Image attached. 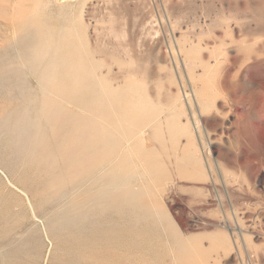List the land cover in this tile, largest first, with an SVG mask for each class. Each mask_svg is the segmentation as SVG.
Returning a JSON list of instances; mask_svg holds the SVG:
<instances>
[{
  "label": "rangeland",
  "instance_id": "rangeland-1",
  "mask_svg": "<svg viewBox=\"0 0 264 264\" xmlns=\"http://www.w3.org/2000/svg\"><path fill=\"white\" fill-rule=\"evenodd\" d=\"M0 264H264V0H0Z\"/></svg>",
  "mask_w": 264,
  "mask_h": 264
},
{
  "label": "bare ground",
  "instance_id": "bare-ground-1",
  "mask_svg": "<svg viewBox=\"0 0 264 264\" xmlns=\"http://www.w3.org/2000/svg\"><path fill=\"white\" fill-rule=\"evenodd\" d=\"M31 51H32V50H31ZM60 107H61V109H62L63 106H60ZM58 109L60 110V108H58ZM62 112H63V110H62ZM71 116H72V115H71ZM69 117H70V116H69ZM73 118H74V116H73ZM65 120H66V119H64V121H65ZM71 121H72V120H71ZM65 122H66V121H65ZM65 122H64V124L67 125V122H66V123H65ZM58 123H59V122H58ZM68 123H69V122H68ZM59 124H60V123H59ZM61 125H63V124H61ZM59 126H60V125H59ZM62 129H64V128L62 127ZM61 131H62V130H61ZM69 141H70V140H69ZM80 143H81V142H80ZM83 145H84V144H83ZM77 146L79 147V144H78ZM82 147L85 148V146H82ZM86 147H87V145H86ZM80 148H81V147H80ZM76 149H77V147H76L75 149L73 148L72 151L75 152ZM81 149H82V148H81ZM93 149H94V148H93ZM79 150H80V149H79ZM85 150H86V148H85ZM64 151H65V150H64ZM86 151H88V149H87ZM67 152H68V151H67ZM79 152H80V151H79ZM79 152H78V153H79ZM93 152H95V151H93ZM93 152H92V153H93ZM72 153H73V152H72ZM97 153H99V152H97ZM97 153H95L94 155H96ZM64 154H65V156L67 155L66 152H65ZM70 154H71V153H70ZM83 154H84V152H83ZM90 154H91V153H90ZM91 155H93V154H91ZM86 156H87V153H86ZM89 156H90V155H89ZM98 156H99V155H98ZM69 157H70V156H69ZM84 157H85V156H84ZM94 157H95V156H93V158H92V156H91L89 159H90V160H93V159H95ZM66 158H67V157H66ZM86 158H87V157H86ZM97 158H98V157H97ZM99 158H101V156H100ZM68 159H72V157H70V158H68ZM68 159H67V161H68ZM89 159H88V160H89ZM88 160L86 159V161H88ZM99 160H100V159H99ZM83 161H84V160H83ZM76 162H77V161H76ZM91 162H92V161H91ZM91 162H89V163H91ZM72 163H73V162H72ZM72 163H71V164H72ZM84 163H85V161H84ZM84 163H83V164H84ZM74 164H75V163H74ZM74 164H73V168H74V169H73L72 167H70V168L73 169V170L78 169V170H77L78 173L81 172V171H79V170H80V168L83 167V166H81V165H80L81 167L78 166V165H79V162H78V165L75 164V166H77V167H75ZM87 164H88V162L86 163V165H87ZM84 166H85V165H84ZM85 167H86V166H85ZM101 168H102V167H101ZM98 169H99V168H98ZM84 170H87V169H84ZM88 170H90V169L88 168ZM92 170H93V169H92ZM82 172H84L83 169H82ZM97 172L99 173V171H97ZM100 173H101V172H100ZM83 174H84V173H83ZM97 177H98V176H97ZM73 184H74V183H73Z\"/></svg>",
  "mask_w": 264,
  "mask_h": 264
}]
</instances>
